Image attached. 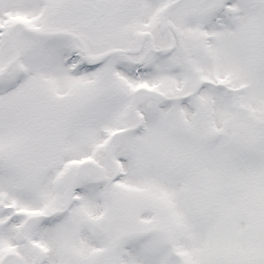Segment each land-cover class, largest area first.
Wrapping results in <instances>:
<instances>
[{
    "label": "snow or ice",
    "instance_id": "obj_1",
    "mask_svg": "<svg viewBox=\"0 0 264 264\" xmlns=\"http://www.w3.org/2000/svg\"><path fill=\"white\" fill-rule=\"evenodd\" d=\"M0 264H264V0H0Z\"/></svg>",
    "mask_w": 264,
    "mask_h": 264
}]
</instances>
